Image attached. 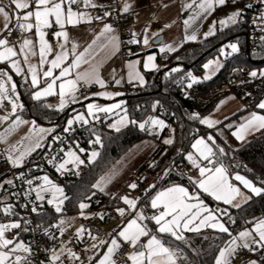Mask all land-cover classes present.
Instances as JSON below:
<instances>
[{"label": "trees", "instance_id": "16d2710c", "mask_svg": "<svg viewBox=\"0 0 264 264\" xmlns=\"http://www.w3.org/2000/svg\"><path fill=\"white\" fill-rule=\"evenodd\" d=\"M242 2L240 0L238 4L241 5ZM228 42H235L239 47V53L225 59L222 68L212 78L198 80L191 84L193 87L209 89L223 86L229 79L247 77L251 68L264 64V38L252 44L248 40L246 23L238 21L207 38L183 43L163 60L164 67L146 72L145 85L142 87L134 85L128 90L125 111L130 122L123 129L113 132L106 128L105 123H99L93 130L86 131L80 141L82 145H86L93 135L99 136L101 142L99 157L93 164L88 165V172L83 176L71 178L58 176L55 170L49 172L50 179L64 186L65 215H76L82 202L89 203V210L105 208L109 213H113L117 205V195L97 192L93 185L127 149L145 137L137 123L151 115L161 116L168 124V128L154 140L161 141L170 130L172 143L162 142L155 153L153 152L151 159L136 171L140 184L152 180L151 187L144 195L147 199L168 186L181 185L190 193L197 194L199 199L211 206L214 211L215 202L196 189L195 182L187 175L188 167L179 164L181 160L184 163L183 156L189 150L194 135L207 132L213 138L211 165L223 167L229 177L240 174L250 180L255 187L264 189V132L252 136L246 142L238 143L232 136V130L243 120L244 113H237L217 127L206 129L200 124V120L212 110L218 96L198 106L184 99L182 95L190 75H201L204 63L213 58L220 47ZM261 79L263 80L261 82L245 84L239 89L238 96L244 94V99L255 104L264 96V76L260 77ZM14 80L23 106L21 115L38 124L53 125L56 127L55 131L61 130L67 113L49 107L44 101L34 100L28 82L17 76ZM261 113L264 115V110ZM220 149H223V152ZM43 150L44 148L36 149L24 163L33 160ZM4 175L5 172L0 173V180ZM4 202L0 195V222H4L1 211ZM220 210L222 213L217 214L226 223L228 233L205 229L198 233H185L184 240H176L170 235H160L162 243L175 252L179 264H214L220 248L227 245L237 232L251 227L264 217V193L251 196L239 207ZM38 216L39 219L50 223L57 214L53 208L45 206L44 211Z\"/></svg>", "mask_w": 264, "mask_h": 264}, {"label": "crops", "instance_id": "0c3cea01", "mask_svg": "<svg viewBox=\"0 0 264 264\" xmlns=\"http://www.w3.org/2000/svg\"><path fill=\"white\" fill-rule=\"evenodd\" d=\"M4 1L5 3L3 4L8 5V0H4ZM203 2L204 0H110L109 3H106V0L104 1L90 0V4L86 6L84 0H76L75 3H71V4L68 3V0H64L63 8L65 14L70 8L71 11L74 13L83 14L84 18L80 20L78 23H74V24L65 23L64 27L61 28L60 25L55 23L54 17H49L51 26L55 25L57 29L54 32H48V29L50 27L43 29V31L45 32V40L52 49L50 53H46L44 57L46 62L43 65H41L40 63L41 56L39 51V36L36 33L35 28H33L30 31H24L18 28L16 25V18H15L16 12L13 11L11 7H8L6 10L10 12V15L12 17L11 20L8 22L11 32L5 29L4 25L6 21L3 18V16L0 15V39H4L3 37L5 34H11L14 37H17L18 41L17 43L9 42L8 44L9 47H12L14 49L17 55L11 57L9 60L0 62V72L7 73V76H11L12 78L11 81H8L7 76L3 77L5 86L9 89V92L7 94L8 95L7 99H0V132L7 123V119H4V117L8 118V116L10 115L11 117L15 118L12 114V110L9 108L10 104H12L13 106V103H15L18 106L16 109L17 116L26 119V117L21 115L22 107H19V105H22V103L19 98L17 87L14 93L11 91V85L12 84L16 85L14 77L16 76L21 77L23 80L28 82V84L31 87V96L33 98L35 92L41 91L43 88H45L47 86V83L51 82V80L54 77L59 76L62 68L71 65L75 61V59L81 55H83V59L81 60L79 66L77 68H73L68 76L61 77L60 79L56 80V85L54 87V94L48 96H42L40 100L44 101L46 105L51 106L52 108L57 109L60 112L67 113V117L71 114L74 115L75 118L77 116H83L84 118L83 120H77V121L86 127V131H90L95 128V125L97 124L96 123L97 118L100 115L105 116V120L107 122L106 128L110 130H112L111 125L113 123L116 122L120 123V121L124 119L125 122L123 124L120 123L119 125V127H122L121 129H123V127L127 126L130 122L129 116L125 111L126 103H127L126 96L128 90H130L131 87L134 85H139L140 87L144 86L145 73L154 71L152 70L153 69L152 62H149L148 59H146L143 56V53L141 52V50L145 46L147 47V44L144 43L145 39H147L148 42L153 37L152 36L153 31H155V33H160L162 27H165L166 25L177 21H178L177 24L180 25L179 27L182 33V37H181V41H183L182 44L201 39L199 38L200 36L202 38H207L211 36V35L206 36V33H208L210 30V29H206V22L212 17L214 11H216L217 13L218 10L217 8L219 7L216 5V3L213 0L212 9L205 10L200 7V4ZM75 4H79V6L75 7ZM93 4L96 6L95 7L91 6ZM125 5H130L128 11H124ZM115 6L116 8L114 9ZM95 8H99L101 10L102 15L104 17V21L97 23L93 22L91 11ZM31 10L33 9L29 8V9L21 10L19 11V15L22 16L24 12ZM114 10L118 11L119 13L123 14L126 17V30H127L126 35L130 41V45L126 48L122 46V35L120 33L121 30L120 26H118L112 19L115 13ZM105 13H108V15H105ZM155 15H158V17L156 18ZM185 21H187V23H185ZM27 22L34 24L35 23L34 17ZM105 25H110L112 31L109 33H103V29ZM229 26L230 25H228L227 27ZM211 29L214 33H216V31L218 30H221V28L218 29L212 27ZM61 31L67 32L68 39L66 41L62 36L57 37L55 35V33ZM193 36L195 37V39L191 38ZM25 39L33 41V44L31 45L30 48L22 47ZM163 39L164 36L162 35L161 41ZM141 40L142 43H140ZM142 44L144 45V47L142 46ZM61 45H63V49L61 48ZM73 45H75V49H73ZM0 51H3L2 47H0ZM61 51L67 52L66 59L63 60L60 68L52 69L53 77H48V78L44 77L43 73L51 67V61L55 59V56L59 54ZM162 52H166V51H162ZM160 53L157 54V58H156L158 63L163 62L158 60V56ZM13 61L17 63L20 69L19 73H17L16 69L12 67ZM145 64H148L147 68L145 67ZM32 67L35 68L37 79L39 81V84L36 87L32 85V72L30 70ZM86 72L90 74L88 77H84L77 80V76H83V74ZM137 73L139 74V76L143 77V81H144L143 83H141L140 80L136 78ZM97 76L99 77L100 80L104 82L103 86H101V84L96 82ZM209 79L205 78L204 80H209ZM67 80H76L77 81L76 89L79 83H84L85 85L90 87V92L85 97H78L76 95V90L74 93H69L66 89V94L64 96L65 106L63 107V109H61L60 108L61 97L59 95V85L60 83L66 82ZM116 81H119V83H117ZM239 97L240 96L230 92L221 95L216 101L212 110L202 118V119L208 118L212 120L214 122L213 125L209 127L207 124H202L201 122L200 124L206 129H213L218 125H220L221 123H223L224 121H226L227 119H229L230 117H232L233 115L237 113H244L245 117L243 118V120L232 130V136L234 137V139L238 143H241L244 140L248 139L249 137H252L254 135L263 132L264 129L257 130L255 127H253L241 132V135L243 137L242 139H237V137L233 135V133L239 132L241 130V127L245 125L250 119H252L253 114L257 116H263L259 113L254 112L256 110L255 106H252L250 110H246L244 104L239 99ZM90 104L97 105L102 108H112V111L105 113L93 109L92 114H90L88 110V105ZM116 104H119L120 107L119 108L113 107ZM84 121H87V123H85ZM200 135L201 134L193 138L189 147V151L186 152L183 156L184 165L188 167L187 175H189V177L192 178L194 182H197L201 179H206L207 175H210L211 173H206L204 177H201L199 173V168L195 167L192 161L188 159L189 154L192 155L193 159L196 160V162L200 165V167H206L210 169L221 167V166L211 165L210 163L211 155L209 156L208 160H205L200 155L199 151H197L196 148H193V144L196 142V140L201 139ZM203 135H205V133ZM205 137L207 138V141L212 145L213 138L211 134L209 133V135ZM209 137H211V139H209ZM50 140L47 139V142ZM205 144L207 143L205 142ZM199 147H203V146H199ZM0 148L3 150L1 146ZM36 149L37 148H35L33 151H31L29 154L23 157V162L20 164V166L23 165L25 159L28 158V156L32 154ZM3 151H6L8 153L11 151V149L9 146H6V149H4ZM187 159L190 163L187 162ZM8 161H10L9 157H8ZM237 175L248 180L246 177L240 174H233L231 177H229L225 172V176L227 178L228 184L240 190V194L236 196L235 200H233L232 203H225L224 200L215 199V197L209 195L208 193L200 189L196 183H195V187L199 192L207 195L210 199H212L215 202V205L219 206L220 208L236 207L235 206L236 204H239L240 206L243 203H245L251 196H255V194L252 193L250 189L246 188L242 181L236 179ZM151 185H152L151 179H149L147 182L143 183L142 185H140L138 181L139 189L150 188ZM177 186L183 187L181 185H171L158 191L155 194V196L161 191H166L169 188L177 187ZM189 195L193 197L198 196L197 194H192L190 192ZM155 196L153 198H155ZM152 199L151 197L147 199L145 196L140 195L139 201L137 203L138 206H140L139 208L140 210H138L136 213H133L131 215H127L126 218L120 220L112 228L111 232H109L108 234L103 235V233L97 230L94 231L91 230L90 245H92V248L89 250L91 254H89L87 261H84L83 258H80L84 261V264H99V261L109 254L108 249L112 247L111 245L112 239H116L118 245L124 243L122 237H120L118 233L122 231L124 228H126L128 223L134 219L137 220V223L141 225H146L149 231V236L140 238V242H139L140 245L146 244L148 239H150L151 235H156L157 238L160 239V235L163 234L157 231L158 226L155 224V221L150 219H142V220L139 219L140 216L149 218L152 217L154 214H158L160 211H163L162 205L156 209L151 207ZM38 201L41 202L42 205L46 204L43 200H38ZM188 202L189 203L202 202L203 207L206 208L208 211H203L201 213V218H203V216H207L208 213L211 212L216 217L217 221H219L220 223H224V225L227 227L226 223L220 218V216L217 213H215L212 210V207L207 205L204 201L200 199L198 200L192 199ZM147 203L149 206V211L146 212L145 210H143L142 205ZM193 211H195V209ZM105 217H103L102 221H105L106 219L107 221L110 220L109 216H105ZM168 219H171V217H168ZM260 220H264V217L257 220L255 224L252 226V229L254 231H255L256 223L259 222ZM97 223L98 222H96V224ZM195 223L199 224V220H197ZM194 226L195 225H192L190 227H194ZM205 229L219 231L218 229H213L208 226L201 227L200 231H203ZM93 233L96 234L95 240H92ZM185 233H198V232L182 229L181 234L184 235ZM164 235H170V234H164ZM255 239L258 240L259 236L255 237ZM82 241L85 242L86 239L84 238L82 239ZM102 241L104 243H101ZM17 243H22V242L15 241L13 245ZM94 244L96 245V247H93ZM261 248L264 252V247ZM135 250L136 249H134L133 252ZM3 251H7V249H3ZM132 253H130V255ZM112 255L113 253L111 254V258ZM129 256H127V258ZM50 257H51V251L49 252V259ZM59 257L60 259L56 261V264H60V263L62 264L65 261H70L64 255H59ZM111 258H110V264H111ZM128 261L129 264H132V261L130 259H128ZM145 264H147L146 261ZM176 264H179L177 259H176Z\"/></svg>", "mask_w": 264, "mask_h": 264}, {"label": "snow or ice", "instance_id": "6c2138e0", "mask_svg": "<svg viewBox=\"0 0 264 264\" xmlns=\"http://www.w3.org/2000/svg\"><path fill=\"white\" fill-rule=\"evenodd\" d=\"M76 0H68V3H75ZM215 3L219 5H223L226 3V0H214ZM85 5L90 4V0H84ZM64 0H8V5H5L3 3H0V15L3 16L6 23L4 25L5 29L11 32V29L9 28V21L11 20V15L8 10H6L8 7H11L13 11L16 12V25L18 28L24 31H30L33 28H35L36 33L39 36V51L41 56V65H43L46 61L44 59L46 53H50L52 51L51 47L47 44L45 40V32L43 29L51 27L49 17L55 18V23L60 25L61 28L64 27L65 23L67 24H74L78 23L80 20L84 18L83 14H77L71 11L69 8L67 13L65 14L64 8ZM95 7L96 5H91ZM130 5L124 6V11H128ZM200 7L205 10H211L213 7V0H204L203 3L200 4ZM32 8L31 11H26L23 13V15H19V11ZM105 15H108V13H105ZM240 12L237 11L233 13L229 20L232 23H236L237 17H239ZM34 17L35 23H28L30 19ZM90 19V18H89ZM24 21V22H21ZM187 23V21H185ZM220 23L223 25L226 22L220 21ZM111 26L105 25L103 29V33H109L111 32ZM102 33V35H103ZM214 32L212 29L209 30L208 33H206V36L213 35ZM57 37H63L66 41L68 39L67 32H57L55 33ZM192 39H195V37H191ZM114 39V38H113ZM135 42V41H133ZM145 44H147V39L144 41ZM9 40L7 38L0 39V47L3 48V51H0V62L9 60L11 57H14L17 55V53L14 51L12 47L8 46ZM33 44V41L25 39L23 42L22 47H31ZM228 47L231 48V53L238 52V47L236 44H230ZM61 48L63 49V45H61ZM73 49H75V45H73ZM222 53L224 52V49H221ZM67 57V52L61 51L59 54L55 56V59L51 61V67L43 73L44 77H53V71L52 69L60 68L61 63L64 59ZM83 59V55L78 56L75 61L69 65L68 67H64L61 69L60 74L58 77H54L51 82L47 83V86L43 88L41 91H37L34 93L33 98L36 100H40L42 96H48L54 94V87L56 85V80L60 79L61 77H66L70 74L71 70L73 68H77ZM153 60L152 56L148 57V61L151 62ZM12 67L16 69L17 73H19L20 69L15 61L12 62ZM145 67H148V64H145ZM205 68L212 67V62L209 64H206L204 66ZM32 72V85L34 87L38 86L39 81L37 79L36 70L34 67L31 69ZM177 69H173V71H176ZM89 73H84L83 76H77V80L88 77ZM251 76L255 77L257 76V73L254 71L250 73ZM261 75H264V73H261ZM7 76V73L0 72V99H7L8 98V92L9 89L5 86V82L3 80V77ZM136 78L140 80L141 83H143V77L139 76V74H136ZM210 78V77H205ZM11 76H7V80L11 81ZM193 81L195 82V77H192ZM76 80H67L66 82L60 83L59 85V95L61 97L60 101V108L63 109L65 106L64 96L66 94V89L69 93H74L76 90ZM96 82L101 84L103 86L104 82L99 79V77H96ZM119 83V81H116ZM188 87H191V84L188 85ZM11 91L14 93L16 91V85H11ZM107 95V94H105ZM74 99V96H73ZM17 105L13 103L12 111L15 113L17 109ZM19 107H23L22 105H19ZM51 107V106H49ZM113 107L119 108L120 105L116 104ZM259 108L264 109V102H261L258 105ZM93 109L100 112H111L112 108H102L97 105L90 104L88 105L89 113L92 114ZM195 118V114L194 117ZM4 119H7V117H4ZM76 120H83V116H77L75 118ZM126 119V118H125ZM87 123V121H84ZM125 122L124 119L120 121L121 124ZM200 122L202 124H207L209 127L213 125V121L204 118L201 119ZM16 123H23L19 118H17ZM35 123V122H33ZM73 123L72 120L68 121L69 126ZM135 123V122H133ZM151 124L156 126H164L163 121L152 119ZM111 127L115 128L116 131H119L120 128L113 124ZM139 127L141 129L145 128V124H140ZM255 127L257 130L264 129V116H257L253 114L252 119H250L245 125L241 127V130L239 132L233 133L237 137V139H242L241 132ZM67 130V129H66ZM40 132L50 131L46 129H39ZM211 139V137H209ZM96 143L100 142V137L97 136ZM166 144H171L172 140H166ZM203 146V147H199ZM41 147L40 140L38 139L34 145L27 149L24 153H21L19 157L13 158L11 155L9 156V160L13 164V166H20V164L23 162V157L29 154L31 151H33L35 148ZM193 148H196L197 151H199L200 155L203 157V159L208 160L209 156L212 155V149L208 147L207 144H205V141L203 139H198L193 144ZM221 152H223V149H220ZM69 155H75L74 153H69ZM98 155L97 152L93 151L91 153V157L95 158ZM188 159L192 161L193 165L197 168H199V173L201 177H204L206 173H211L210 175H207L206 179H201L197 182H195L200 189H202L204 192L208 193L209 195L215 197L217 200H224L225 203H232L233 200H235L236 196L240 194V190L236 187H233L232 185L228 184L227 178L225 176V169L223 167H216L215 169H210L206 167H200V165L196 162V160L193 159L192 155L189 154ZM78 163H83L82 160H79V158H76ZM211 162V161H210ZM65 165L60 164L58 170L64 169ZM45 183L47 185H51V189H54L55 192L63 194V190L55 185L51 184V181L48 179L47 176L43 177ZM237 180H240L243 182L244 186L251 190L252 193L259 196L262 193H264V189L255 187L252 182L249 180L244 179L243 177L237 175ZM11 183V181H9ZM29 184H32V181H28ZM136 184L133 183L130 185L131 188H136ZM96 187H99V185H96ZM48 187L41 186L37 190V200H43L44 197L40 194L41 192H46L51 190ZM102 190V189H101ZM124 202L128 204L131 207H135L136 201L130 200L127 197H122ZM192 199H199L198 196L193 197L189 195V192L187 189L183 187H172L167 189L166 191L159 192L155 198L151 200V207L156 209L159 208L161 205L163 206V211H160L158 214H154L152 217L145 218L143 216H140L139 219H150L155 221V224L158 226L157 231L161 234H170L172 237H174L176 240H184V236L181 234V230H188V231H195L199 232L201 230V227L208 226L213 229H218L220 232L228 233L229 229L224 225V223H220L217 221L216 217L209 212L207 216H203L201 218V213L203 211H208L206 208L203 207L202 202L200 203H189L188 201ZM49 204L53 203V200L48 201ZM60 203H63V201H60ZM236 207H239V204L235 205ZM87 207L85 204H81L80 208L83 209ZM195 209V211H193ZM33 212H36L37 209L35 207L32 208ZM56 211H61L60 204L56 205ZM121 215H123L124 210L118 209ZM3 212L5 214H14L12 205H7L3 208ZM168 217H171V219H168ZM199 220V224H196L195 222ZM215 221V222H214ZM63 223V221H61ZM192 225H195L194 227H190ZM20 228V224L18 222H12L7 224H0V264H23L24 261H26V257H22L19 255H15V253L18 250H23L24 252H29L30 249L25 247L22 243L15 244L14 247L9 248V245H13L14 241L13 239L6 238L5 233L9 232L12 229ZM84 231L83 228L79 229L77 232V235L82 234ZM255 232L258 234L259 239L256 240L255 238L252 239V242L255 244H258L260 247H264V220H260L256 223L255 226ZM120 237H122L123 241L125 243H130L134 249H136L129 257L132 261V264H145V261L147 264H176L175 259V252L169 248L166 247L160 239L157 238L156 235H151L150 239H148L147 243L144 245H140V238L149 236V231L147 229L146 225H141L137 223V220L134 219L130 221L126 228H124L122 231L118 233ZM252 237V233L249 231H241L239 233V239L245 240L246 238ZM95 239V237H93ZM236 239L233 238L231 242L229 243V246L223 248L220 250L218 257L216 258L215 264H229L228 257L231 256L235 252V246H236ZM101 243H104L103 241ZM112 247L108 249V255L105 256L103 259L99 261V264H110V258L111 254L114 252L116 248L119 247L117 240L112 239L111 241ZM93 247H96L94 244ZM244 248H248L249 244L245 242L243 244ZM3 249H7V251H3ZM69 251V255L72 257H75L76 259H79L78 256H76L75 253H72L71 250ZM14 256V259L11 257ZM60 259L59 255L55 253L53 250V255L50 257L51 264H56V261ZM111 264H114V262H111ZM251 264H255V262H251Z\"/></svg>", "mask_w": 264, "mask_h": 264}, {"label": "rangeland", "instance_id": "374dc122", "mask_svg": "<svg viewBox=\"0 0 264 264\" xmlns=\"http://www.w3.org/2000/svg\"><path fill=\"white\" fill-rule=\"evenodd\" d=\"M232 1V4H229L228 2ZM240 0H226V3L223 5H219L216 3V5L219 7L217 8V13L213 14L212 17L206 22V29L212 28H218V29H225L228 25L231 26L232 23L229 20V17L239 11L241 12L240 5L238 4ZM243 1V0H242ZM0 2L5 3L4 0H0ZM157 18L158 15H155ZM220 21H225V24H221ZM238 18L236 23L238 22ZM178 22V21H177ZM177 22L170 23L166 25L165 27H162L160 30V33H155V31L152 32V39H150L147 42V47L142 44L144 47L141 52L143 53V56L148 59L149 56L153 57V60L151 61L153 64L152 70H157L159 67H164L162 63L157 62V54L166 51L169 55L174 53L182 44L183 41H181L182 33L180 31V25L177 24ZM164 36V39L154 45L152 40L157 37ZM199 38H202L201 36ZM142 43V40L140 41ZM230 44H236L235 42H228L225 45L221 46L218 53L213 57L208 59L204 65H203V73L201 75H190L188 84H193L197 82L198 80L205 79V77L212 78L214 75L219 72V70L222 68L225 59L232 55H236L239 53H231V48L228 47ZM237 45V44H236ZM238 47V45H237ZM224 49V52L222 53L221 49ZM239 49V47H238ZM212 62V67L205 68L204 66L206 64H209ZM256 72L257 76L263 77L264 75H261V73H264V64L260 66L253 67L249 70L248 76L249 78L253 77L250 75L252 72ZM192 77H195V82L193 81ZM209 79V78H207ZM227 89L225 86H221L219 89L216 90L218 98L223 95L224 93H227ZM239 99L244 104V107L246 110H250L252 106H255L256 110L255 113H261L264 109H261L258 107V105L264 101V96H262L255 104H251L250 101L247 99H244V94L240 95ZM155 105V104H153ZM9 108L12 110V104L9 105ZM211 111V110H210ZM209 111V112H210ZM17 111L12 114L15 118L11 117L10 115L7 118V123L3 127V129L0 132V146L4 149H6V146H9L11 151L7 153V156L11 155L12 157L16 158L21 155V153H24L27 149L31 148L34 143L39 139L41 143V147L44 148L47 142V139L50 140L51 138H55L58 134H67L70 133L74 127V125H80L81 123L78 122L74 115H69L66 120L64 121V124L62 125V129L55 131L54 126L50 125H42L38 123H33L31 119H25L20 118L17 116ZM16 114V115H15ZM208 114V113H207ZM206 115V114H205ZM204 115V116H205ZM203 116V117H204ZM264 116V115H263ZM202 117V118H203ZM13 118V119H12ZM17 118H19L23 123H16ZM161 120L163 121L164 126H154L151 124V120ZM72 120L73 123L71 126H69L68 121ZM76 122V123H74ZM145 124V128L141 129L139 127L140 124ZM116 124L118 127L120 125L119 122L113 123ZM112 124V125H113ZM137 127L139 130L144 132V130L147 127H152L155 131V133L160 134L164 128H168L167 122L159 115H151L150 117L144 119L143 121H140L137 123ZM46 129L50 131L40 132L39 129ZM113 132L116 131L115 128L111 127ZM120 130L122 127H119ZM124 128V127H123ZM67 129V130H66ZM110 130V129H109ZM119 130V131H120ZM171 131L169 130V134L164 136L161 141H156L152 139L151 137L145 136L140 142L134 144L132 147L127 149L124 154L115 162L111 164V166L106 170L94 183V188L97 192L100 193H107L112 195H117V205L114 207L113 213H109V211L105 208H100L97 210H89V203L88 202H82L81 204L87 205V207L81 209L79 205V212L76 215H65L60 214L61 211H56V205L60 204V208L65 204L66 200V194L64 191V186L58 182H55L51 180L49 177L48 179L51 181L52 185H55L63 190V194L55 192L54 189H51V185H47L45 182L42 186L48 187L51 190L46 192H41L40 194L44 197L43 201L50 207L54 209V211L57 214V226L62 232V240L58 243L55 248L51 250V256L53 255V250L58 255H64L68 260L71 262H77L80 258H83L84 261H87L89 254V250L92 248V245H90V233L91 230H97L103 235L108 234L111 232L112 228L124 218L127 217V215H131L133 213H136L138 210H140V206H138L139 196H144L145 193L149 188L139 189L138 187V180H137V169L146 161L150 160L153 152L156 150V148L164 141L171 139ZM264 132V131H263ZM209 135V132L205 133V135L201 134L200 137L203 139L208 147L212 149V145L207 141V138L205 136ZM97 135H93L91 139L87 141L86 145H82L80 142H78L76 139H72V143L74 144L73 148L71 150L67 151L63 157L56 162L55 164V171L58 176H63L65 173H68L70 171L75 172L78 168L82 166H88L93 164L99 157V152L95 149H92L91 145H99L101 146V142L96 143ZM244 140L243 142H246L250 139ZM241 142V143H243ZM165 145V144H164ZM37 148V149H39ZM95 151L98 153V155L95 158L91 157V153ZM189 151V150H188ZM187 151V152H188ZM69 153H74L75 155H69ZM155 153V152H154ZM8 156V157H9ZM79 158V160H82L83 163H78L76 158ZM11 163V161H9ZM187 162L190 163L187 159ZM12 164V163H11ZM64 164V169L58 170L59 165ZM13 166V164H12ZM14 167V166H13ZM18 166H15L17 168ZM189 176V175H188ZM141 179V178H140ZM135 183L137 186L136 188H131L130 185ZM140 184V183H139ZM96 185H99V187H96ZM142 185V184H140ZM40 188V187H39ZM38 188V189H39ZM37 189V190H38ZM102 189V190H101ZM37 195V191H36ZM155 196L152 195L151 199ZM122 197H127L130 200L136 201L135 207H131L128 204L124 202ZM53 200L52 204H49L48 201ZM60 201H63V203H60ZM143 210L146 212L149 211L148 203L142 205ZM118 209H123V215L120 214ZM109 216V221L107 219L105 221H102L103 217ZM111 217V218H110ZM106 218V217H105ZM108 218V217H107ZM63 221V223H61ZM16 221H4L0 222V224H7L12 223ZM96 222H98L96 224ZM255 224V223H254ZM252 224V226L254 225ZM251 227L244 228L236 233L234 238L236 239V246H235V252L228 257L229 264H251V262H255V264H264L258 261L257 257L253 255H244V256H237L238 253L242 251H248L250 248V245L253 243L252 239L255 237H258L257 233L252 229ZM83 228L84 231L82 234L77 235V232L79 229ZM241 231H249L252 233V237L246 238L245 240L239 239V233ZM93 237L96 238V234L93 233ZM86 239L85 242L82 241V239ZM231 242V241H230ZM229 242V243H230ZM247 242L249 244L248 248H244L243 244ZM229 243L225 246H223L221 249L229 246ZM24 245V244H23ZM11 247H14L15 245H9ZM25 246V245H24ZM26 247V246H25ZM71 250L72 253H75L76 256L79 257V259H76L75 257H72L69 255V251ZM134 248L132 246L128 247L126 250V256H129L130 253H132ZM219 250V252H220ZM219 252L216 256V258L219 255ZM28 254V252H24L23 250H18L15 255H19L22 257H25ZM14 259V256L11 257ZM233 259V260H232ZM50 260V259H49ZM216 261V259H215ZM214 261V264H215ZM61 264V263H60Z\"/></svg>", "mask_w": 264, "mask_h": 264}, {"label": "built area", "instance_id": "2783aa9c", "mask_svg": "<svg viewBox=\"0 0 264 264\" xmlns=\"http://www.w3.org/2000/svg\"><path fill=\"white\" fill-rule=\"evenodd\" d=\"M110 0H106L109 3ZM232 4V1L228 2ZM79 4H75L78 7ZM116 6L114 7V9ZM241 12L238 18L239 21L246 23L248 27V40L252 43H258L264 38V0H243L240 5ZM112 17L113 21L120 26V33L122 35V46L124 48L130 45V41L126 35V17L114 10ZM93 22H102L104 17L99 8H95L91 11ZM56 26L52 25L48 32H54ZM3 38H7L11 43H17V37L11 34H5ZM168 53L162 52L158 56L159 61H163L168 58ZM259 76L255 77H242L240 79H229L223 86L227 91L235 95L239 94V89L247 83L261 82ZM188 83L183 88V98L193 102L196 105H203L204 103L212 101L217 97L216 90L221 86H216L209 89H198L191 85L188 87ZM90 92V87L84 83H79L76 89V95L78 97H85ZM97 124L107 122L104 115H100L96 121ZM86 133V127L82 124L74 125L72 131L67 134H59L55 138H52L44 147V150L40 155L35 157L29 162L23 163L20 167H13L8 161L7 152L0 148V173L5 172V175L0 180V195L5 200L1 206L2 216L4 221H16L20 224V228L12 229L5 233L6 238L13 239V241H21L27 248L30 249L25 256L27 259L23 264H51L49 260V252L54 248L62 238V232L57 226V217L50 223H46L44 220L39 219V213L43 212L47 204L42 205L36 199V191L45 182L43 177L49 176V172L55 170V164L63 155L73 148L74 144L72 139H76L78 142L82 140L83 135ZM144 135L157 139L159 134L155 133L152 127H147L144 130ZM168 131L166 135H168ZM198 134L194 135V138ZM92 149L101 151V146L91 145ZM184 166L182 160L179 162ZM88 172V166H82L75 172L70 171L63 176L80 177ZM31 180L32 184L28 181ZM11 181V183H9ZM7 205H12L14 214H5L3 208ZM37 209L36 212L32 211V208ZM50 207V206H49ZM52 208V207H50ZM65 204L61 207L60 214H65ZM215 213H222L219 206L214 207ZM257 240V239H256ZM130 243H121L119 247L113 252L111 262L114 264H129L126 256V250L130 247ZM253 255L257 257L258 261L264 262V253L258 244L252 243L248 251H242L237 254L241 257L244 255ZM233 260V259H232ZM62 264H84L82 259L77 262L65 261Z\"/></svg>", "mask_w": 264, "mask_h": 264}, {"label": "water", "instance_id": "95a60500", "mask_svg": "<svg viewBox=\"0 0 264 264\" xmlns=\"http://www.w3.org/2000/svg\"><path fill=\"white\" fill-rule=\"evenodd\" d=\"M161 41V37H157L156 39L153 40V44L156 45Z\"/></svg>", "mask_w": 264, "mask_h": 264}]
</instances>
